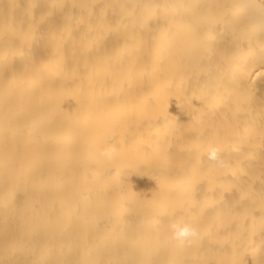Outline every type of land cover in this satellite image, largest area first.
Segmentation results:
<instances>
[{"label":"bare ground","instance_id":"obj_1","mask_svg":"<svg viewBox=\"0 0 264 264\" xmlns=\"http://www.w3.org/2000/svg\"><path fill=\"white\" fill-rule=\"evenodd\" d=\"M0 264H264V0H0Z\"/></svg>","mask_w":264,"mask_h":264},{"label":"clouds","instance_id":"obj_2","mask_svg":"<svg viewBox=\"0 0 264 264\" xmlns=\"http://www.w3.org/2000/svg\"><path fill=\"white\" fill-rule=\"evenodd\" d=\"M114 148L111 146L106 147L103 150L104 155H111L114 152ZM217 152L218 150L213 148L208 154V157L210 160H217ZM219 163L223 164V161H218ZM172 235L175 239L178 240H184L189 237H193L197 234V229L187 223H181V222H173L169 225Z\"/></svg>","mask_w":264,"mask_h":264}]
</instances>
